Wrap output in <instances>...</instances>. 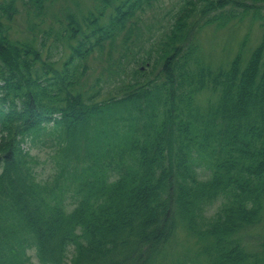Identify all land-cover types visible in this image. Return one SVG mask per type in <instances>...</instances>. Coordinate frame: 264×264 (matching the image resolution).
<instances>
[{"label": "trees", "instance_id": "trees-1", "mask_svg": "<svg viewBox=\"0 0 264 264\" xmlns=\"http://www.w3.org/2000/svg\"><path fill=\"white\" fill-rule=\"evenodd\" d=\"M142 1L107 0L106 21L71 22L75 43L58 67L0 29V264H31V248L41 264H61L72 243L68 264H147L178 227L194 240L176 264H264V240L256 258L233 238L264 219V16L249 57L213 68L200 49L204 21L190 18L205 8L222 26L223 0H184L149 44L132 11ZM251 1L232 0L242 7L234 14L252 6L259 15L264 0ZM14 7L0 2L4 13ZM105 46V71L85 87L87 57ZM50 120L67 155L52 180H38L22 144ZM219 194L225 200L207 213Z\"/></svg>", "mask_w": 264, "mask_h": 264}, {"label": "rangeland", "instance_id": "rangeland-1", "mask_svg": "<svg viewBox=\"0 0 264 264\" xmlns=\"http://www.w3.org/2000/svg\"><path fill=\"white\" fill-rule=\"evenodd\" d=\"M78 2V8L82 12H87L88 9L91 7V0H76ZM167 1V2H166ZM177 0H165L163 4H161L160 7L152 6V7H145L144 13H143V20L148 21V23L155 22V20H160L161 16H164L165 18L162 20H167V17L163 14L165 10H168L169 8L175 9L174 3ZM166 2V4H165ZM65 5H70L71 9L74 10L77 8V5L74 3V0H56L53 2V4H50L48 9L44 11L43 14H36V11L34 8H28L26 5H20L18 3V7L21 8V12L19 14H15L13 17V22L10 25V34L13 38H17L19 40H24L28 37H32L34 33L38 32V30H42L44 27H46L47 30L48 26L46 24L53 23V27H56L55 29H60L62 26H60L59 20L64 21L62 18V14L65 12L63 9H61ZM160 5V3H159ZM61 9V10H60ZM140 11V10H138ZM141 12V11H140ZM108 13V11L106 12ZM140 14V13H139ZM80 18L81 15H79ZM39 18H43L44 21H39ZM104 20V19H103ZM39 22V23H38ZM165 21H163L164 23ZM248 32L249 41L252 39L254 40L252 43H255L260 35V29L256 26L255 22L250 23V21H244V22H236L235 24L230 23L228 27L224 29H219L217 31L213 30L212 28H207L202 32L200 35V41H201V47H202V53L206 60L211 62L213 66L219 65L221 63L226 62L228 59L232 57V53H234L235 45L239 39H242L243 35ZM215 37L212 39V37ZM54 34L50 33L47 36V43L46 45H55L56 40L53 39ZM39 40V39H38ZM227 48H232L229 52L227 50H224ZM105 49H108V46H105ZM43 53L47 51V47L44 46ZM48 52V51H47ZM70 49L67 43H64L61 45L60 49L57 52H54L56 62L54 64L55 67L59 66V62L67 57L69 55ZM117 51L115 52V56H117ZM100 54L97 50L92 52L90 57L88 58V64L89 69L86 72V74L82 77L83 81H86V86H89L92 82H94L95 78L97 76L101 75V71L103 70L102 63L104 61L101 60ZM59 61V62H58ZM105 64V62L103 63ZM104 72V70H103ZM106 74V73H104ZM104 76V75H103ZM97 87V86H96ZM96 88L93 87V90ZM90 90H92L90 88ZM109 92L108 86L104 85V88L101 91V94L99 98L105 97ZM31 151L33 153H37V158L39 160L38 164V171H39V177L40 178H46L51 174L53 171L54 166V160L52 157V153L54 150L49 145H44L39 148H32ZM214 208V207H213ZM263 226L264 221H261L257 225L251 226L247 228L245 231H242L240 234H238V238L243 241L248 249L252 251H258L260 246V241L263 236ZM181 239L185 238V234L181 231L180 232ZM190 239H187V244L190 243ZM175 251L174 247H170L169 252L171 254H168L166 257L167 260L172 258V255ZM33 253V252H32ZM34 264H38L35 254L32 258Z\"/></svg>", "mask_w": 264, "mask_h": 264}]
</instances>
